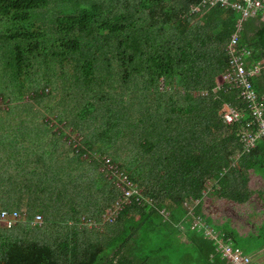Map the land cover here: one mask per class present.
<instances>
[{"label":"trees","instance_id":"16d2710c","mask_svg":"<svg viewBox=\"0 0 264 264\" xmlns=\"http://www.w3.org/2000/svg\"><path fill=\"white\" fill-rule=\"evenodd\" d=\"M201 3L0 0V22L10 24L0 33V94L11 91L1 95L0 146L13 143L0 150V210L43 216L40 225L0 227V264H230L192 227L187 206L198 200L195 215L214 227L206 195L248 203L249 172L264 179V139L243 152L240 124L221 117L226 103L246 107L239 89L220 83L241 13L192 12ZM240 27L250 61L264 59V18ZM251 81L264 94V70ZM69 127L81 144L62 147ZM93 151L118 176L100 170ZM124 176L151 203L133 196L100 230ZM221 231L239 246L234 228Z\"/></svg>","mask_w":264,"mask_h":264},{"label":"built area","instance_id":"2783aa9c","mask_svg":"<svg viewBox=\"0 0 264 264\" xmlns=\"http://www.w3.org/2000/svg\"><path fill=\"white\" fill-rule=\"evenodd\" d=\"M217 5L223 7H232L241 13L238 22V30L232 35L227 46L228 68L222 76L221 84L227 83L230 88L239 89V97L245 102L246 107H237L226 103L221 112L223 121L227 124L239 123V138L243 145V152H250L257 146L258 141L264 139V94L259 95L251 81L252 77L258 76L264 70V59L257 62L250 61L252 56L251 49L240 44L239 29L243 20L258 13L264 18V0H202L201 5L192 7V12L199 11L200 8L210 9ZM241 153L237 154L236 161ZM104 159V158H103ZM107 168L113 169L118 176V170H115L111 159L105 156ZM122 193L116 201L104 213V217L99 222L98 228H102L105 223H112L119 216L121 210L133 201V196L139 201L148 200L149 197H143L141 200V189L126 176L119 177L117 181ZM194 204H188V213L194 217L193 228L203 229L205 236L212 239L217 251L230 264H262L254 258L253 254L247 253L241 247L236 246L230 238L207 224L200 215H195ZM164 212V210H162ZM26 213L18 210L2 209L0 210V227H13L22 221H27ZM43 216L38 214L34 219L29 220L31 225H40ZM98 223V222H97ZM96 223V225H97ZM92 224V223H91ZM90 224V225H91Z\"/></svg>","mask_w":264,"mask_h":264},{"label":"crops","instance_id":"0c3cea01","mask_svg":"<svg viewBox=\"0 0 264 264\" xmlns=\"http://www.w3.org/2000/svg\"><path fill=\"white\" fill-rule=\"evenodd\" d=\"M7 147L8 145L6 144L1 145L0 150L7 151L11 146L6 149ZM249 180L248 185L254 192L248 203L240 204L227 198L218 197L216 194L209 196L206 195L203 213L206 216H209L214 229L222 233L223 231L221 230L224 225L228 224L237 231L238 236L245 234L247 228H255V223L250 220V215L246 212L249 208L250 210H254L253 206L255 207V213L258 212L260 214L258 219L260 220L263 218L261 215H264V179L258 174L249 172ZM26 219H28L27 216ZM258 219H256L255 222H257ZM29 220L30 219L25 222L22 221L17 225L29 222ZM254 256H256V259L264 264V247L261 248Z\"/></svg>","mask_w":264,"mask_h":264},{"label":"rangeland","instance_id":"374dc122","mask_svg":"<svg viewBox=\"0 0 264 264\" xmlns=\"http://www.w3.org/2000/svg\"><path fill=\"white\" fill-rule=\"evenodd\" d=\"M44 18H46V17H43L42 19H44ZM8 26H10V24L9 23H7V22H5V21H1L0 22V33H2V32H5L6 30H7V28H8ZM4 47H7L6 45H3L2 43H0V48H4ZM3 60H5L6 61V58L5 59H3ZM0 66H1V63H0ZM33 72L35 73V70L33 69ZM34 76H36V75H33V74H31L30 76H29V80H33V78H34ZM220 81H222V77H220ZM9 94H11V91H7V92H5V94L4 93H2V94H0V107H7V102L6 101H4L3 99H2V97H1V95H9ZM61 95V94H60ZM28 97H29V95H26L25 96V99H28ZM59 97L56 95V99H58ZM63 105L64 104H61V107H63ZM37 107H41L42 108V106H43V103L42 102H37V105H36ZM57 106L59 107V105L57 104ZM24 115V114H23ZM51 117H54L53 115H51ZM53 120V119H52ZM64 123L65 122H60V123H58L57 124V126L55 127V128H63V126H64ZM67 135H68V137H67V139H66V141L65 142H63V144H62V147L63 146H65V147H67L68 145H70L71 143H72V145H73V147H75V145H78V144H81V140H82V135L80 134V132L79 131H75V130H73V128L72 127H69L67 130ZM9 132H14L13 131V129L11 128V127H8L7 129H6V133H9ZM66 138V137H65ZM21 138H17V142H19L18 140H20ZM13 142V141H12ZM10 145H13V143L12 144H9V146ZM126 145H124L123 146V148H126L125 147ZM90 154V156L91 157H93V158H95V159H98V160H101V158H102V160L104 161V163L101 165V167L99 168L100 170H105V167H107V165L105 164V156L106 157H108L109 158V156H107V155H103L101 152H95V151H93L92 153L90 152L89 153ZM73 155V152H70V153H68V154H65V155H63L62 156V159L61 160H65V158H67V157H70V156H72ZM83 158H87V160H90L91 158H89L88 157V155L86 154V155H84L83 156ZM104 158V159H103ZM102 160H101V163H102ZM113 164V163H112ZM36 172H39V173H41V171L39 170V169H37L36 170ZM36 172H34L35 173V175H37V173ZM77 173V172H76ZM109 175V174H108ZM111 175H109V177H110ZM80 179H81V181H83L84 179H82L81 177H80ZM250 180H249V178H248V182H249ZM67 184V183H66ZM70 189H71V187H70ZM92 200H95L94 198H91ZM253 208H254V210H250V208L249 209H247V214H249L250 215V220H252L254 223H255V228H251V229H249V228H247L246 229V232H245V234H242V235H240L239 237H238V240H239V242H238V244H239V246L244 250V251H248L247 253H251V254H253V255H255L261 248H263L264 247V215H261V217H263V218H261L260 220L258 219L259 218V213L258 212H256L255 213V207L253 206ZM107 210V209H106ZM106 212V211H105ZM104 212V213H105ZM104 213H103V215H104ZM107 213V212H106ZM41 215V214H40ZM104 217V216H103ZM256 219H258V221L257 222H255L256 221ZM43 220V219H42ZM96 225V224H95ZM90 226V225H89ZM96 226H99V223H97V225ZM95 227V226H94ZM96 228H98V227H96ZM100 230L101 229H103V227L102 228H99Z\"/></svg>","mask_w":264,"mask_h":264}]
</instances>
